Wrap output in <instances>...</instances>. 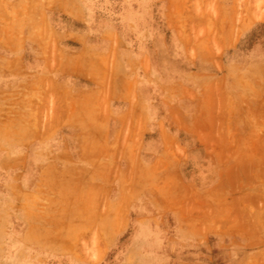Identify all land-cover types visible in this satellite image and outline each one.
<instances>
[{
    "label": "rangeland",
    "instance_id": "374dc122",
    "mask_svg": "<svg viewBox=\"0 0 264 264\" xmlns=\"http://www.w3.org/2000/svg\"><path fill=\"white\" fill-rule=\"evenodd\" d=\"M0 264H264V0H0Z\"/></svg>",
    "mask_w": 264,
    "mask_h": 264
},
{
    "label": "bare ground",
    "instance_id": "6f19581e",
    "mask_svg": "<svg viewBox=\"0 0 264 264\" xmlns=\"http://www.w3.org/2000/svg\"><path fill=\"white\" fill-rule=\"evenodd\" d=\"M60 9H62L64 12H69L68 5H63Z\"/></svg>",
    "mask_w": 264,
    "mask_h": 264
},
{
    "label": "crops",
    "instance_id": "0c3cea01",
    "mask_svg": "<svg viewBox=\"0 0 264 264\" xmlns=\"http://www.w3.org/2000/svg\"><path fill=\"white\" fill-rule=\"evenodd\" d=\"M33 182H49V181H48L47 179L44 180V181H43V179H42V180H41V179H40V180L38 179V180H36V181L33 180ZM97 182H98V181H97ZM100 182H102V181L100 180ZM188 182H189V181H188Z\"/></svg>",
    "mask_w": 264,
    "mask_h": 264
}]
</instances>
